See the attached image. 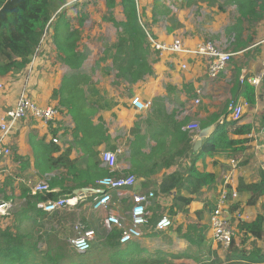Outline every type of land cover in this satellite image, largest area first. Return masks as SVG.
<instances>
[{"label": "crops", "instance_id": "1", "mask_svg": "<svg viewBox=\"0 0 264 264\" xmlns=\"http://www.w3.org/2000/svg\"><path fill=\"white\" fill-rule=\"evenodd\" d=\"M85 3H90L89 9L90 0ZM135 3L140 24L148 38L152 75L131 85L118 82L109 70L111 60H102L118 35L117 27L108 20V13L101 19L96 18L95 13L91 16L90 13L73 11L65 15L71 30L80 33V52L85 51L84 38L87 37V31L83 32L81 28L83 22L98 19L101 27L113 30L110 40L102 42L100 61L96 63L94 74L85 71L87 58L82 66L81 73L86 78L77 81L82 107L77 118L79 131L68 111L71 105L67 98L68 87L76 79L61 61L52 42V28L47 43L51 41L58 57L47 61L48 52L41 46L37 63L32 67V77H23L24 72L14 77H0L3 86L0 114L13 110L20 94L27 95L39 107H54L59 112L57 118L47 124L31 117L20 120L4 140L3 146L8 147L11 154L0 160V198L11 206L8 226L13 223L18 229L31 231L37 238L46 236L54 242L67 243L73 236V226L79 222L95 235L102 227L103 216L91 209L93 199L99 194L98 179L132 175L130 149L134 143L137 142L141 152L149 154L151 147L156 146L158 135L168 133L171 124L182 123L181 130L186 131L187 125L195 123L199 129L189 133L191 157L179 158L173 166L160 169L149 178L133 175L136 178L135 191L155 194L147 208L150 220L165 215L170 218L172 227L155 231L150 225L140 239L126 245L119 244L116 251L124 264H148L147 260H157L161 264H204L202 261L209 258L213 260L207 264H240L243 260L213 243L209 214L216 208L223 192L227 193L225 206L235 222L237 234L239 220L251 223L261 213L262 199L256 205H248L249 193H240L238 187L241 183H257L260 172H264V151L258 140V131L264 128L261 120L264 110V0H246V18L241 17L242 23L239 22L236 0H135ZM113 18L117 23L124 21L120 8L113 11ZM73 24L77 26L73 27ZM174 40H179L185 51L209 40L231 52L233 57L226 69L211 80L202 57L189 53H159L153 48V44L170 45ZM257 78L256 84L251 83ZM133 96L149 101L150 108L136 111L130 104ZM195 100L199 103L194 104ZM232 102L247 104L242 118L234 122L237 126H249L251 132L243 136L228 133L229 140L239 143L212 156L204 155V148L209 143L207 138L214 129L233 121L229 110ZM214 118L216 120L211 123ZM53 139L57 142L53 143ZM198 140L202 142L195 151ZM238 149H241L239 155L234 151ZM105 151L115 153L112 170L101 161L100 155ZM192 158L197 172L214 176L212 184L197 189L193 182L190 181L189 185L184 182ZM153 162L161 164L162 157L154 158L150 164ZM177 172L183 174L179 180L174 175ZM44 180L55 197L76 199L77 203L53 214H44L39 208L43 200L34 202L31 192L33 185ZM86 182V186L79 188ZM162 186L167 188V193H161ZM232 193L236 198L231 197ZM188 199L191 202L185 204L183 200ZM112 201L118 202L121 206L118 212L126 215L128 194L113 192ZM236 204V210H232ZM67 228L71 234L68 237L64 233ZM190 236L193 238L189 240ZM263 240L249 239L240 247L259 250V254H254L255 263L251 264H264L258 261L264 256ZM126 246L131 250L129 253L122 250ZM204 252V258L200 259Z\"/></svg>", "mask_w": 264, "mask_h": 264}, {"label": "trees", "instance_id": "2", "mask_svg": "<svg viewBox=\"0 0 264 264\" xmlns=\"http://www.w3.org/2000/svg\"><path fill=\"white\" fill-rule=\"evenodd\" d=\"M67 1L0 0V77H14L23 74L32 57L42 46L45 35L52 28V42L62 59L61 61L73 72L72 76L76 79L74 84L68 87L67 98L71 105L68 111L74 122H76L77 131H79L80 125H78L77 118L81 115L82 107L78 98L80 89L77 81L86 78L81 71L87 54L78 50L80 33L77 30H71L65 19ZM236 2L240 15L239 22L242 23L241 17L246 18V0H236ZM104 7L109 15L108 20L118 29V35L113 46L103 54L102 60L104 62L107 59L111 60L109 70L114 73L116 80L131 85L143 80L146 76L152 75V68L149 63L148 38L140 24L135 0H104ZM117 8L121 9L124 17V21L120 23L115 22L113 18V11ZM59 9L60 12L56 14ZM53 18L55 22L52 26L50 21ZM235 46L239 48L238 43ZM230 104L236 105L234 102ZM215 120L216 118L211 123H214ZM235 122L232 121L227 126H217L214 129L207 138L209 143L204 148V155L212 156L239 143L229 140L227 138L228 133L243 136L251 132L249 126H237ZM182 126V123L171 124L168 133H160L155 140L156 146L151 147L149 154L141 152L137 142L134 143L130 149L132 175L149 178L160 169H168L173 166L177 159L191 157L193 153L192 138L189 132L181 130ZM202 129H205V127H202ZM167 146L168 148H166ZM234 151L238 155L241 154V149ZM156 157H162L163 162L161 164L156 162L150 164ZM185 174L186 179L184 182L188 185L190 181L193 182L197 185V189L214 182L213 175L201 174L194 169L193 158ZM174 175H177V180L183 176L178 172ZM172 178L170 177L171 180ZM87 184L88 182L83 183L79 188ZM238 191L249 193L248 205H256L262 199L261 213L251 223L239 220L237 230L241 237L240 242L235 243L232 240L226 251L234 253L235 258L243 260L240 264H251L255 263L254 254H259V250L256 248L244 250L240 247L249 239L255 241L264 239V172H260L257 183H241ZM161 193H167L165 186H162ZM29 198L32 199L31 194ZM54 199H57V197L51 192L46 196L41 194L33 196L34 202ZM183 201L185 204L191 202L190 199ZM237 206L238 204L232 210H236ZM154 221L155 219L151 225ZM120 235L121 232L118 230L106 234L101 227L100 230L95 232L91 242L93 248L86 253H76L70 249L68 242L59 244V242L52 241L50 237L37 238L31 231L18 229L13 226V223L7 227H3L1 224L0 264H124L119 251H116L119 246ZM42 243L45 245V250L39 248ZM147 261L148 264H161L157 260ZM258 261L264 263V256H260Z\"/></svg>", "mask_w": 264, "mask_h": 264}, {"label": "built area", "instance_id": "3", "mask_svg": "<svg viewBox=\"0 0 264 264\" xmlns=\"http://www.w3.org/2000/svg\"><path fill=\"white\" fill-rule=\"evenodd\" d=\"M262 43H264V39ZM153 48L159 53H189L194 56L202 57L206 61L207 76L211 80L216 79L218 75L226 69L233 57L231 52L224 51L209 40L200 43L195 49L189 51L183 50L182 44L179 40H174L170 45L153 44ZM182 69H185L184 65L182 66ZM257 82L258 78L251 81L253 84H256ZM2 89L3 86L0 84V90ZM198 103V100L194 101V104ZM130 104L138 112L146 111L151 106L149 101L143 100L138 96H133ZM229 106L232 120L239 121L244 115L243 109L244 107L246 108L247 104H230ZM58 114V109L54 107H39L27 95L20 94L13 110L5 114H0V160L9 157L11 154V150L8 147L3 146V143L17 122L31 117L39 122L47 124L54 121ZM261 120L264 122V110L262 112ZM185 130L189 133L195 132L198 130V125L195 123L189 124L185 127ZM258 140L261 149L264 151V129L258 131ZM52 141L53 143L57 142L56 139H53ZM100 158L106 167L110 170L113 169L115 163L114 152H102ZM135 184L136 178L133 175L126 177L106 176L96 182V185L99 187V194L93 199L91 209L94 213L103 214L101 223L102 229L106 234L114 230L121 232L119 238L120 245H126L133 240L140 239L144 235L145 229L152 224L147 208L155 198V194L152 191L137 192L134 189ZM119 191L128 194L129 204H127L129 207L126 215L120 214L118 211L121 206L119 207V204H117L118 202L112 201L113 192ZM31 192L34 195L41 194L46 196L50 194L51 189L48 182L44 180L33 185L31 187ZM231 197L236 198V194L232 193ZM226 202L227 193L223 192L221 193L216 208L209 214V228L212 241L225 251L230 247L236 233L233 221L228 215L225 206ZM76 203V199L57 198L54 200L43 201L39 205V208L45 214H53L64 208L73 206ZM11 215L10 204L4 202L0 198V225L7 222ZM171 225L170 218L163 215L155 219L152 229L155 231H163L169 229ZM94 236L95 235L92 231L85 230L78 222L74 226L73 236L68 240L69 247L76 253H86L91 249V242Z\"/></svg>", "mask_w": 264, "mask_h": 264}, {"label": "rangeland", "instance_id": "4", "mask_svg": "<svg viewBox=\"0 0 264 264\" xmlns=\"http://www.w3.org/2000/svg\"><path fill=\"white\" fill-rule=\"evenodd\" d=\"M85 1H87V0H68L67 1V4H66V6L68 7L66 13L67 14H72L73 11H74L77 14H87V13H90L91 16H93L94 13H95L94 16H96V18H100L101 19L102 16L107 17V12L104 9L103 0H90V2H91V5L90 6L91 7L89 9H88V5L90 3H85ZM59 12H60V9L56 12V14H58ZM117 12L118 11L116 10L114 14L116 15ZM100 21L101 20H98V19H95V20L90 19V20H87V21L83 22L84 24L81 27L82 30H83V32L84 31L85 32L87 31V37L84 38L85 43H86L85 44L86 46L84 45V47H85L84 50L85 51H83V52H85L87 54V60L85 61V63H86V69H85V71L89 75H93L94 74V71L97 68L96 63H97V61L100 58L99 50L102 47L101 46L102 45V42L109 41L110 40L109 39L110 38V34L113 33V30L112 29H110V28H107L106 29L104 27H101ZM54 22L55 21H54V18H53L50 21V23H51L52 26L54 25ZM76 26H77V24H73V27H76ZM103 26L107 27V24H104ZM50 34H51V28L49 29L48 33L45 35L44 42L42 44V46H44L42 50L45 51V52H48L47 55H46L48 57V59H46L47 61H51L53 57L57 56V53H55V50L53 49V46H51V41L47 43V41L50 40ZM105 34H106V37H104ZM45 45H47V46H45ZM40 52H41V47L35 53V55L32 57V59H31V65H29V67H28L29 68V71L27 73V70H26L24 72V74L22 75L23 77L24 76H29V77L30 76L31 77L33 76L34 72L32 71L33 70L32 67H34V65H35L34 63L36 62L37 56H39ZM9 224H10V221H9V223L8 222H5L2 225H3V227H7ZM233 225L235 227V222L234 221H233ZM74 226H73V229H74ZM171 227H172V225H171ZM235 231H236V229H235ZM71 232H72V229H71ZM64 233L67 234V237L68 236H71L70 231L68 230V228L66 229V231ZM59 235H61V233ZM190 238H193V237L192 236L188 237L189 240H190ZM240 239H241V237L237 233H235L234 241L240 242ZM63 242L64 241L59 242V244L60 243H63ZM263 242H264V240H263ZM39 248L41 250H45L44 243L40 244L39 245ZM91 248H93V246ZM202 249L203 248L200 249V252H201ZM122 250H124L125 253H129L131 251L128 246H126ZM134 255H135V257L138 256L137 253H135ZM204 255H205V252H204L203 256L200 257V259L204 258ZM74 257H76V255H74ZM196 258H198V257H196ZM211 260H213V259L212 258H209V259H206V260H204L202 262L204 264H207V263H211L212 262Z\"/></svg>", "mask_w": 264, "mask_h": 264}, {"label": "water", "instance_id": "5", "mask_svg": "<svg viewBox=\"0 0 264 264\" xmlns=\"http://www.w3.org/2000/svg\"><path fill=\"white\" fill-rule=\"evenodd\" d=\"M200 137H203V136H200ZM201 142L202 140H198L196 143H195V147H194V150L197 151L201 145ZM79 191H83V190H79Z\"/></svg>", "mask_w": 264, "mask_h": 264}]
</instances>
